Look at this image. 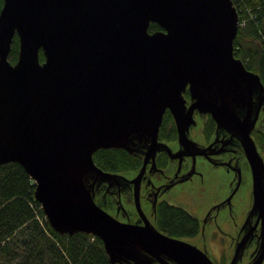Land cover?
Returning <instances> with one entry per match:
<instances>
[{"label": "water", "instance_id": "1", "mask_svg": "<svg viewBox=\"0 0 264 264\" xmlns=\"http://www.w3.org/2000/svg\"><path fill=\"white\" fill-rule=\"evenodd\" d=\"M151 21L161 27L150 30ZM237 29L232 0H3L0 163H21L50 225L98 235L111 264H216L194 243L149 220H119L93 197L95 182L118 175L95 163L97 148L133 151L138 140L154 156L166 108L184 142L193 109L210 112L237 130L250 163L259 241L246 264H261L264 159L251 130L264 108V83L234 55ZM251 234L237 240L228 264Z\"/></svg>", "mask_w": 264, "mask_h": 264}, {"label": "flooded vegetation", "instance_id": "2", "mask_svg": "<svg viewBox=\"0 0 264 264\" xmlns=\"http://www.w3.org/2000/svg\"><path fill=\"white\" fill-rule=\"evenodd\" d=\"M183 94L186 97V105H188L190 103L188 88ZM261 112H264L263 107L259 110L256 122ZM192 118L193 122L185 130L189 140L181 141L175 119L170 109L166 108L159 124L157 139L160 144L155 150L154 156L146 154L148 142L136 140L135 149L129 152L137 158V166L125 170H114L118 173L115 177L95 182L93 184L94 200L119 220L138 224L149 220L159 228L156 223L158 203L161 201L172 203L169 200L171 197L178 199V195L190 193L191 202L197 201L193 203L196 210L194 213L189 212L181 205L173 204L184 208L197 218L199 231L193 236L181 238L190 239L191 241H188L199 246L198 242L207 239L205 230L210 227L211 223H213V227L208 238L211 239L212 236H215L216 231H222L218 218L220 213L222 216L224 209H228V214L233 217V195L242 183H247L249 204L242 221L237 224L235 222L237 231L233 237V253L237 240L251 229L252 234L237 261L254 242V248L248 252L251 259L259 241V211L252 208L254 201L253 175L240 135L237 130H230L225 126L218 125L210 112L194 108ZM256 122L251 130L253 137L256 130L262 131L256 127ZM258 148L261 150L259 145ZM140 170L141 173L136 178ZM228 173L231 174L230 192L228 195L208 203L209 193L205 192L210 188L209 186L218 183ZM135 187H137L136 197ZM200 248L207 253L205 246ZM232 255L229 256L228 263ZM225 256L224 253L221 254L219 263L223 257L226 262L227 257L225 258ZM153 264L163 263L154 260Z\"/></svg>", "mask_w": 264, "mask_h": 264}, {"label": "trees", "instance_id": "3", "mask_svg": "<svg viewBox=\"0 0 264 264\" xmlns=\"http://www.w3.org/2000/svg\"><path fill=\"white\" fill-rule=\"evenodd\" d=\"M239 24L233 53L244 65L259 73L264 83V0H232ZM3 0H0V7ZM161 26L151 21L149 29ZM18 55V36L12 38L9 57ZM39 57L44 58L39 50ZM254 137L264 152V132ZM95 163L104 170L137 166V158L122 147H100L93 152ZM34 181L18 161L0 163V264H111L101 238L82 230L59 232L48 222L34 197ZM157 226L167 234L189 237L199 231L197 218L184 208L161 201ZM224 257L219 264H224Z\"/></svg>", "mask_w": 264, "mask_h": 264}, {"label": "rangeland", "instance_id": "4", "mask_svg": "<svg viewBox=\"0 0 264 264\" xmlns=\"http://www.w3.org/2000/svg\"><path fill=\"white\" fill-rule=\"evenodd\" d=\"M256 127H259L262 131H264V112H261V114L259 115L258 120L256 122ZM260 152L264 158V152L261 150ZM230 181H231V174L228 173L224 175L223 178L218 181V183H213L212 186H209L210 188H208L207 191L205 192L207 194L209 193L208 203L213 200L224 197L225 195H228V193L230 192L231 186H232ZM169 200L172 203L183 206L189 212L194 213L196 211L195 206H193V203H196L197 201L195 202L193 201V203L191 202L190 193L178 195V199L171 197ZM232 203L234 205V209L232 211L233 217H231L228 214L229 213L228 209H224V211H222L224 213L222 214V216L220 213V216L218 218L219 223L222 227L221 228L222 231H216L215 236H212L211 239L208 238L209 234L211 233V228L213 227L212 225L213 223H211L210 227L206 228L205 230L207 239L203 242L201 241L198 242V245L200 247H203V246L206 247L208 255L216 264L219 263L220 256L222 253L226 255L225 258L227 257L225 264L228 263L229 256H231L233 253V248H234V238L233 237L236 235V231H237L236 224L242 221L245 215V212L247 210L248 204H249L247 183H242L240 185L238 190L233 195ZM254 246L255 244L254 242H252L250 246L248 247V249H246V253L242 256L241 259H239V261H237V264H245L250 259V255L248 254V252L252 250ZM116 264H119V263H116ZM261 264H264V259L261 262Z\"/></svg>", "mask_w": 264, "mask_h": 264}]
</instances>
